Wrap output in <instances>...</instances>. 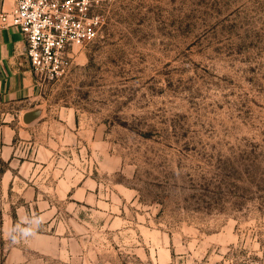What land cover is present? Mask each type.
I'll list each match as a JSON object with an SVG mask.
<instances>
[{"label": "rangeland", "instance_id": "obj_1", "mask_svg": "<svg viewBox=\"0 0 264 264\" xmlns=\"http://www.w3.org/2000/svg\"><path fill=\"white\" fill-rule=\"evenodd\" d=\"M102 23L38 77L0 264H264V0H110Z\"/></svg>", "mask_w": 264, "mask_h": 264}, {"label": "crops", "instance_id": "obj_2", "mask_svg": "<svg viewBox=\"0 0 264 264\" xmlns=\"http://www.w3.org/2000/svg\"><path fill=\"white\" fill-rule=\"evenodd\" d=\"M14 4L15 0H0V14L9 12ZM41 92L42 85L27 56L24 35L15 28H0V160L3 162V166L0 164V213L3 241L11 237L16 219V214L12 213L13 204L9 202L14 191V181L16 178L28 180L29 177L22 176V169L26 164L34 165L39 161L35 151H27L28 155L31 154L28 160L17 159V155L20 144H36L39 126L48 125L47 121L42 124L38 122L43 116L36 121L27 122L28 115L31 114V103ZM67 115V119H60L64 120L62 128L69 133L76 127V123L74 114ZM58 140L59 137L53 130L46 133L45 142L37 156L43 154L49 159L54 155L50 146Z\"/></svg>", "mask_w": 264, "mask_h": 264}, {"label": "built area", "instance_id": "obj_3", "mask_svg": "<svg viewBox=\"0 0 264 264\" xmlns=\"http://www.w3.org/2000/svg\"><path fill=\"white\" fill-rule=\"evenodd\" d=\"M110 0H15L0 14V28H15L25 38L27 56L38 77H58L71 52L93 43Z\"/></svg>", "mask_w": 264, "mask_h": 264}, {"label": "water", "instance_id": "obj_4", "mask_svg": "<svg viewBox=\"0 0 264 264\" xmlns=\"http://www.w3.org/2000/svg\"><path fill=\"white\" fill-rule=\"evenodd\" d=\"M41 113L39 111L31 113L28 115L27 122H30L29 120H36L40 117Z\"/></svg>", "mask_w": 264, "mask_h": 264}, {"label": "trees", "instance_id": "obj_5", "mask_svg": "<svg viewBox=\"0 0 264 264\" xmlns=\"http://www.w3.org/2000/svg\"><path fill=\"white\" fill-rule=\"evenodd\" d=\"M0 164L3 166V162L0 160Z\"/></svg>", "mask_w": 264, "mask_h": 264}]
</instances>
